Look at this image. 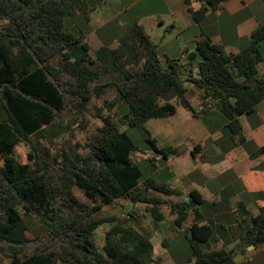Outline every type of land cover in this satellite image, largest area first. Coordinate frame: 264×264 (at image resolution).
Segmentation results:
<instances>
[{"label": "trees", "instance_id": "trees-1", "mask_svg": "<svg viewBox=\"0 0 264 264\" xmlns=\"http://www.w3.org/2000/svg\"><path fill=\"white\" fill-rule=\"evenodd\" d=\"M106 1L0 0V100L6 114L0 120V258L10 264H149V233L102 214L105 206L126 199L142 204L155 221L165 218L161 206L167 204L178 228L192 215L185 229L191 250L187 264H236L235 255L248 246H264V205L237 220L232 247L210 248L215 231L202 223L201 193L192 189L187 200H174L171 196L179 192L170 185L152 176L143 178L131 158L137 146L113 114L114 108L121 109L119 122L135 126L174 115L173 99L193 116L215 103L230 136L242 141L239 116L253 113L264 99V80L258 77L264 23L236 54H227L204 34L194 51L182 53L184 58L161 59L138 22L127 42L92 52L84 35L68 30L65 20L75 11L89 19L88 12ZM182 1L196 23L222 2ZM192 2L200 7L193 10ZM190 88L199 98L197 107L187 96ZM106 89L114 94L96 107L101 125L84 143L86 152L69 142L67 149L62 141L60 150L51 154L50 148L75 126L86 128L92 97ZM64 113L69 114L66 121ZM43 141L47 145L42 146ZM147 141L165 159L177 154L176 148L156 146L153 138ZM19 143L29 147L26 163L16 157ZM257 152H264V145ZM75 188L89 203L76 196ZM20 208L46 226L45 242L27 237L29 227ZM105 223L113 224L100 251L95 232Z\"/></svg>", "mask_w": 264, "mask_h": 264}, {"label": "rangeland", "instance_id": "rangeland-1", "mask_svg": "<svg viewBox=\"0 0 264 264\" xmlns=\"http://www.w3.org/2000/svg\"><path fill=\"white\" fill-rule=\"evenodd\" d=\"M166 13V7L162 0H107L104 4L96 7L88 12L89 19H85L73 12L72 17L65 20V26L68 30L75 33H82L85 40L89 44L92 52H95L100 46L108 48H116L119 44L127 42L131 37V28L135 22L140 23L144 17H162ZM160 33L165 36L162 38L158 50L159 56L163 58V53H169L170 58L177 59L180 47L185 41H189L194 35L202 37L203 29L194 25L183 31L178 26L172 27L170 23L165 22L163 26L158 27ZM192 42L189 47H192ZM94 55V54H93ZM182 55V54H181ZM181 57V56H180ZM114 94L113 90H105L100 97L93 96L89 103V111L85 112L87 125L85 129L78 125L72 134L59 139L57 144L50 148L51 154H56L64 141L65 148L77 144V148L81 153H85L84 143L95 132L96 128L101 125V120L96 115V107L100 106L105 99L111 98ZM187 96L191 100L193 107L199 106V98L193 89L190 88ZM198 100V101H197ZM176 107L174 115L166 118H151L143 125H122L119 117L123 115L121 109L114 108V119L118 121L119 128L125 130L137 149L132 151L131 158L140 168L143 178L149 176L154 177L158 181L167 183L173 188L181 192L177 196L173 195L174 200H187L189 193V185L195 184L196 187L204 194L205 201L199 206L200 211L206 215V221L210 223L215 231L216 239L212 238L208 245L212 249H219L222 245L229 244L231 237V226L235 225L239 216L243 214L235 211V201H230V195L233 191L230 187H224V176H216L202 168L189 167L195 165L197 160L190 153L183 154L180 159L175 162H181V170L176 171L175 176L169 174L173 166V158L165 159L161 154L155 153L147 141V137L155 139L158 147H176L179 150L191 147L194 137L199 136L200 131L193 133L192 128L201 127L205 132L200 133L205 137L201 139L202 152L200 162L207 163L218 158V154L213 151L214 142L219 146L232 143L229 138L230 132L225 127L226 120L219 110L217 104L213 103L210 109L199 116H193L190 111L182 107L175 99L172 100ZM122 113V114H121ZM68 113H64V121L67 120ZM6 117L2 102L0 100V120ZM77 123V121H75ZM216 133V137L207 136L209 133ZM195 134V135H194ZM218 139V141H217ZM35 139H32L34 142ZM35 143V142H34ZM42 146L47 145L44 141ZM29 147L25 143H19L15 148V154L21 163H26ZM191 164V165H190ZM76 196L83 202L89 203L82 192L75 188ZM216 192V195L213 196ZM164 198H169L164 196ZM21 210V208H20ZM161 210L165 214V218L161 221H155L144 210L142 204H132L126 199H119L109 206H105L102 214L116 217V221L123 226H131L135 230H143L149 233L153 244V252L151 255L152 262L149 264H187L186 260L190 256V244L185 233V229L192 222V215L184 222L181 228L173 223V215L170 214L167 204L161 206ZM22 211V210H21ZM24 218L28 223L27 237L34 242H45L47 238V228L35 216L25 214ZM131 214L132 217L129 216ZM113 223H105L95 232L97 246L102 251L105 231H107ZM165 243V246L163 245ZM0 264H10L9 259L2 256ZM60 264H64L60 262Z\"/></svg>", "mask_w": 264, "mask_h": 264}, {"label": "crops", "instance_id": "crops-1", "mask_svg": "<svg viewBox=\"0 0 264 264\" xmlns=\"http://www.w3.org/2000/svg\"><path fill=\"white\" fill-rule=\"evenodd\" d=\"M162 2L166 7V13L162 17H144L139 23L157 45L158 50L161 46L159 44L165 36L160 33L158 27L163 26L165 22L170 23L172 27L178 26L183 31L194 27V25L201 27L203 29L201 34L208 35L227 54H236L247 47L250 44L252 32L264 23V0H222L215 9H209L199 23L193 20L182 0H162ZM191 6L193 10H196L200 7V3L192 2ZM197 36L199 35H194L192 39L184 42L180 47L178 58L182 53L187 54L194 51L196 41L200 38ZM191 42L193 45L190 48ZM260 52L262 62L258 66V77L264 80V40L260 43ZM168 54L165 52L162 55L169 56ZM194 64L196 63L194 62ZM239 121L243 140L236 137L233 139L229 135L232 143L224 144L221 147L215 141L212 149L218 154V158L207 163L200 162L202 157L201 139L206 137L201 136L200 133L205 130L197 126L192 128L194 129L193 133L200 131L199 136L194 137L191 147L181 150L174 147L177 149V154L170 156L174 157V167L169 174L175 176L176 171L181 170L182 165L187 164V162L183 164V161L175 162L176 159H180L183 154L190 153L193 158L196 160L198 158V160L195 165L189 167V170L199 167L212 175L216 174L217 177L225 175L224 187H230L234 193L229 197L231 202L235 201L234 210L240 211L242 214L254 215L258 212L259 207L264 205V152H257V149L264 145V99L256 104L253 113L240 115ZM212 135L216 137L215 132L207 134L209 137ZM192 151L195 152L194 155H192ZM170 157L168 159H172ZM189 186V191L198 190L205 201L204 194L195 184ZM202 214L205 216L202 223H208L204 212ZM234 226H231V235ZM233 245L230 237L229 244L221 247H232ZM234 261L236 264H264V246H248L245 252L235 255Z\"/></svg>", "mask_w": 264, "mask_h": 264}, {"label": "built area", "instance_id": "built-area-1", "mask_svg": "<svg viewBox=\"0 0 264 264\" xmlns=\"http://www.w3.org/2000/svg\"><path fill=\"white\" fill-rule=\"evenodd\" d=\"M181 57L184 58L185 57V54H182ZM208 107H210V105H208Z\"/></svg>", "mask_w": 264, "mask_h": 264}]
</instances>
